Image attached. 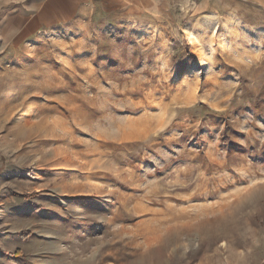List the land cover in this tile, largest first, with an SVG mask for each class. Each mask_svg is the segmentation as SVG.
Masks as SVG:
<instances>
[{
  "label": "rangeland",
  "instance_id": "obj_1",
  "mask_svg": "<svg viewBox=\"0 0 264 264\" xmlns=\"http://www.w3.org/2000/svg\"><path fill=\"white\" fill-rule=\"evenodd\" d=\"M87 5L0 32V264H264V0Z\"/></svg>",
  "mask_w": 264,
  "mask_h": 264
},
{
  "label": "crops",
  "instance_id": "obj_2",
  "mask_svg": "<svg viewBox=\"0 0 264 264\" xmlns=\"http://www.w3.org/2000/svg\"><path fill=\"white\" fill-rule=\"evenodd\" d=\"M70 4L124 9L127 6H132L133 0H0V32L6 29L8 33H11L15 20H21L27 29H35L38 25H52L54 20L62 21V18L68 16L69 9L67 7ZM1 39L0 44L6 43V38ZM3 137L5 136L3 135ZM4 168V163L0 162V190L3 189L0 192V249L5 252L18 251L19 249L25 251L28 249V243L27 239L21 236L20 231L29 229L28 227L44 229L35 227L38 224L35 215L38 213L35 211L34 205L37 206L39 203H36L35 200L28 203L23 199L19 200L17 204L15 197L7 190L16 187L23 180L21 179L22 172L18 168ZM36 191L39 190L36 189ZM17 198L21 199L20 196ZM41 225L44 224L41 222ZM42 242L40 243L42 246L54 243L51 241Z\"/></svg>",
  "mask_w": 264,
  "mask_h": 264
},
{
  "label": "trees",
  "instance_id": "obj_3",
  "mask_svg": "<svg viewBox=\"0 0 264 264\" xmlns=\"http://www.w3.org/2000/svg\"><path fill=\"white\" fill-rule=\"evenodd\" d=\"M19 253V252H18ZM16 255V254H15ZM16 257H17V255H16Z\"/></svg>",
  "mask_w": 264,
  "mask_h": 264
}]
</instances>
